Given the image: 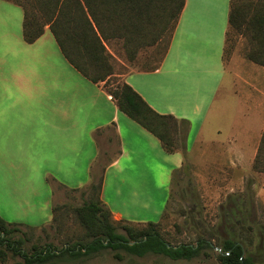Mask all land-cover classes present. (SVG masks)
Instances as JSON below:
<instances>
[{"label":"crops","instance_id":"crops-1","mask_svg":"<svg viewBox=\"0 0 264 264\" xmlns=\"http://www.w3.org/2000/svg\"><path fill=\"white\" fill-rule=\"evenodd\" d=\"M231 1L186 0L160 68L130 72L125 80L159 113L191 122L189 155L200 152L209 170L247 172L264 133V66L247 57L252 43L243 35L225 59ZM48 31L34 43L23 35L5 41L0 52V189L39 196L43 186L41 217L49 224L58 186L84 189L93 181L100 134H107L117 152L104 170L103 201L117 220L160 222L185 156L167 152L120 111L104 83L77 70ZM0 215L36 226L27 217Z\"/></svg>","mask_w":264,"mask_h":264},{"label":"trees","instance_id":"trees-1","mask_svg":"<svg viewBox=\"0 0 264 264\" xmlns=\"http://www.w3.org/2000/svg\"><path fill=\"white\" fill-rule=\"evenodd\" d=\"M7 1L23 9V36L26 42L34 43L49 27L69 62L93 82L104 83L120 111L157 136L167 152L180 151L185 158L188 156L187 138L191 122L173 114L156 111L125 78L115 72L113 56L106 46L107 41L116 36L124 38L128 55L134 61L141 48L159 47L168 34L163 51L156 50L155 58L144 59V64L135 71L159 69L169 50L186 0ZM232 32L236 33L235 36L243 35L251 41L252 47L247 52V57L264 66V0H232L227 45ZM113 80L114 87L110 84ZM111 128L116 136L115 126ZM108 138L113 141L114 136ZM106 155L101 164V172L93 173V181L84 189L71 190L81 191L89 196L83 205L75 208L83 231L67 234L68 246L60 250L52 244L44 247L34 245L33 252L28 253L22 248V238L12 239V234L18 231L19 225L6 221L0 215V262H6L11 253L23 258V262L17 261L15 264H46L69 258H89L106 249L116 251L115 258L118 260L124 259L121 251L139 257L155 254L173 260H192L202 254L208 256L207 250L220 247L217 258L221 264H262L236 238L237 221L231 220L225 224L229 236H217L219 243L214 246L212 238L202 235L197 244L172 243L161 230L165 211L160 222L143 224L115 219L102 199L104 170L112 159L108 153ZM253 170L264 173V133ZM61 209L62 206H53L52 220L57 219ZM26 227L32 230L38 228ZM263 228L259 230L263 232ZM25 237L29 238L26 233ZM74 239L76 241L73 243ZM133 241L136 243L130 244Z\"/></svg>","mask_w":264,"mask_h":264},{"label":"rangeland","instance_id":"rangeland-1","mask_svg":"<svg viewBox=\"0 0 264 264\" xmlns=\"http://www.w3.org/2000/svg\"><path fill=\"white\" fill-rule=\"evenodd\" d=\"M22 35L23 11L21 7L7 0H0V52L6 51L8 47L5 41L13 42ZM235 35L236 33H231L226 59L229 58L237 44L239 36ZM46 36L51 37V31H48ZM167 40L168 34L159 47L141 48L138 58L134 61L128 55L124 38L116 36L107 41L106 46L113 56L112 63L115 72L120 74L121 78H125L128 73L143 65L144 59L148 57L154 59L156 50L162 52ZM110 84L114 87V80ZM108 134L113 135L112 132ZM106 136L107 134H100L102 151L95 165V174L101 172V164L107 157L106 153H109L111 157V154L117 152L114 146H109ZM208 168L198 152L195 155L188 154L184 165L175 172L169 202L161 221L162 233L174 244H197L199 236L202 235L212 238V243L216 246L219 243L218 237L229 236L225 224L231 220L237 221L236 238L256 261L264 264V231L259 230L264 227V173H257L253 170L230 172L228 167L224 166V172H219L215 165L210 170ZM39 191L41 192L39 196L29 195L27 188H20L19 195L16 196L13 192L10 195V192L0 189V210L6 211L13 219L27 217L36 223L35 227H39L32 230L26 226H18V231L12 234V239H23L22 248L28 253L33 252L34 245L44 247L52 244L59 250L68 246L66 245L67 234L72 235L83 231L75 208L83 205L89 197L81 191H71L58 186L53 206H62V209L58 212L57 219L51 220L48 224V221L41 217V207L47 192L43 186H40ZM14 193H17L16 190ZM24 209H32L33 213L24 216ZM232 209L235 211L232 212ZM238 220L242 223H238ZM25 233L29 238L25 237ZM75 241L74 239L73 243ZM207 251L208 256L202 254L199 258L192 260H173L155 254L139 257L121 251L124 259L118 260L115 258L116 251L106 249L89 258H69L46 264H221L217 258L216 249ZM17 261L23 262V258L11 253L8 260L0 264H15Z\"/></svg>","mask_w":264,"mask_h":264},{"label":"water","instance_id":"water-1","mask_svg":"<svg viewBox=\"0 0 264 264\" xmlns=\"http://www.w3.org/2000/svg\"><path fill=\"white\" fill-rule=\"evenodd\" d=\"M135 243L136 242H134V241L133 242H130V244H132V245L135 244ZM215 249L218 250V251H221V248L220 247H215Z\"/></svg>","mask_w":264,"mask_h":264}]
</instances>
